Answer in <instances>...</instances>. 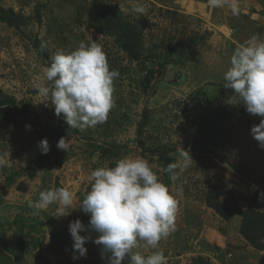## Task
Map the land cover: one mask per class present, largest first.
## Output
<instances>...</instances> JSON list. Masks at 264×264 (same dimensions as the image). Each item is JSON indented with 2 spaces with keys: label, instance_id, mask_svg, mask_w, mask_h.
I'll return each instance as SVG.
<instances>
[{
  "label": "rangeland",
  "instance_id": "1",
  "mask_svg": "<svg viewBox=\"0 0 264 264\" xmlns=\"http://www.w3.org/2000/svg\"><path fill=\"white\" fill-rule=\"evenodd\" d=\"M198 1L0 0V8L21 17L19 26L0 19V98L13 96L21 108L28 103L23 114L0 118V246L6 234L16 235L14 254H24L26 264H110L111 253L93 242L98 233L90 230L80 233L90 238L86 255L79 256L69 224L76 219L89 224L90 215L80 208L90 190V172L114 167L128 156L145 159L178 201L174 230L158 249L134 252L161 251L166 264H264V250L239 233L242 213L264 176V147L251 134L264 117L249 114L224 80L233 52L252 36L264 40V0H237L238 15L230 0L215 8L205 0L203 10ZM103 5L118 7L141 32L138 58L124 52L97 15L90 17L92 7L96 13ZM92 41L102 46L110 70L118 72L113 106L103 123L71 128L37 85L51 86L43 69L57 51L67 53ZM145 109L151 119L139 132ZM61 137L71 141L69 152L56 147ZM44 138L48 158L29 177V163L43 154L38 142ZM181 148L193 161L182 171L178 167L173 180L165 169L182 163ZM154 150L170 155V164ZM60 187L74 193L72 205L64 209L67 215L59 217L58 203L40 211L29 206L41 191ZM211 189L221 190L222 203L233 210L229 221L206 204ZM14 260L2 256L0 263ZM129 260L126 255L122 264Z\"/></svg>",
  "mask_w": 264,
  "mask_h": 264
},
{
  "label": "clouds",
  "instance_id": "2",
  "mask_svg": "<svg viewBox=\"0 0 264 264\" xmlns=\"http://www.w3.org/2000/svg\"><path fill=\"white\" fill-rule=\"evenodd\" d=\"M211 7H222L229 0H208ZM233 15L239 14L237 0H230ZM134 11L144 13L143 7ZM118 72L110 70L105 52L100 44L81 42L70 52L57 51L50 66L43 69V79L49 86L37 85L44 101L54 106L55 115L63 114L71 128L84 129L103 123L113 106V81ZM225 88L231 89V97L239 99L249 114L264 117V40L252 36L241 44L230 58V67L224 72ZM30 125L26 128L30 129ZM251 134L264 147V119L251 128ZM43 154L50 150L47 138L38 142ZM56 147L69 152L71 141L61 137ZM182 163H173L165 169L176 179L175 170L182 171L193 161L189 152L179 150ZM90 190L80 208L90 215L85 226L80 219L69 224L74 241L73 249L79 256L86 255L89 236L81 232L93 231L98 236L93 241L111 253L110 264H122L126 255L129 264H166L161 251L150 255L133 249H158L160 240L174 230L178 201L159 179L148 162L141 157H123L114 167H99L88 175ZM74 193L65 187L44 190L30 207L46 210L58 203L59 217L67 215L64 209L72 205ZM264 203V192L259 196ZM76 258V257H74Z\"/></svg>",
  "mask_w": 264,
  "mask_h": 264
},
{
  "label": "trees",
  "instance_id": "3",
  "mask_svg": "<svg viewBox=\"0 0 264 264\" xmlns=\"http://www.w3.org/2000/svg\"><path fill=\"white\" fill-rule=\"evenodd\" d=\"M96 6L92 7L89 15L92 18L97 15L99 21L110 29L117 37L120 46L133 59L138 58L141 46V32L130 22L126 21L121 11L115 5H103L101 10H94ZM0 19L6 21L10 25L19 26L21 23V17L15 13L12 9L0 8ZM40 51L45 57H48L46 48L42 45L39 47ZM158 64L163 68L164 61H158ZM28 108V103L22 102V108L16 102L15 97L5 96L0 98V118L11 119L16 115H21ZM151 119L148 110H144L142 113V122L139 124V132L142 131L143 125L149 122ZM58 134H63L58 131ZM165 150V146H163ZM165 156L166 164H170L172 157L158 150H154ZM166 152V151H164ZM167 153V152H166ZM47 154H42L39 157H34L28 166V176L35 177L37 174V167L47 160ZM257 189L254 190L253 196L250 199L249 205L242 213L241 222L239 225L240 235L257 250H264V203L259 202V196L264 192V176L260 177ZM222 191L219 189H211L210 193L206 196V204L213 208L224 220L229 221L233 210L230 207H226L222 203ZM84 199V198H83ZM30 235L29 233H26ZM20 243H24L21 238L18 239ZM203 261V260H202ZM209 264L208 262H205Z\"/></svg>",
  "mask_w": 264,
  "mask_h": 264
},
{
  "label": "crops",
  "instance_id": "4",
  "mask_svg": "<svg viewBox=\"0 0 264 264\" xmlns=\"http://www.w3.org/2000/svg\"><path fill=\"white\" fill-rule=\"evenodd\" d=\"M202 2H205L206 3V1L205 0H199L198 2H195V3H199V4H201V6L200 7H198L199 8V10H203V4H202ZM197 6V5H196ZM6 232V231H5ZM2 232H1V230H0V236H2V234H1ZM7 233V232H6ZM10 233H11V231H10ZM3 235H5V233H3ZM13 235V234H12ZM12 238V239H11ZM19 238H23V237H18V239ZM0 239H2V237H0ZM4 239V241H5V244L3 245V247L2 246H0V259H1V257L3 256V258H4V261L5 260H11L12 261V258H15V260H14V262L13 263H11V262H9V264H26V258H25V255L23 254L22 256H20V257H18V255L15 253L14 254V251L17 249L16 247H15V244L13 243V241L12 240H14V241H16V235H13V237H9L8 236V234H6L5 235V238H3ZM5 245H7V246H5ZM13 246V247H12ZM41 247H42V245H41ZM39 249H40V247L38 248H34V251L35 252H38L39 251ZM7 250H9L10 251V253H8L7 254ZM2 251H3V253H2ZM16 252H19L20 254H21V250H17ZM23 252H24V250H23ZM2 253V254H1ZM18 253V254H19ZM25 253V252H24ZM6 254V255H5ZM36 254V253H35ZM8 255V256H7ZM0 264H6V262H1Z\"/></svg>",
  "mask_w": 264,
  "mask_h": 264
}]
</instances>
